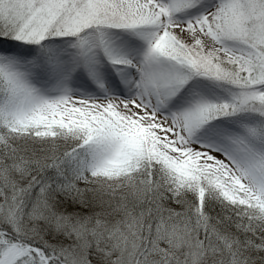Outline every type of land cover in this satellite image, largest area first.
I'll use <instances>...</instances> for the list:
<instances>
[{
	"label": "snow or ice",
	"instance_id": "obj_1",
	"mask_svg": "<svg viewBox=\"0 0 264 264\" xmlns=\"http://www.w3.org/2000/svg\"><path fill=\"white\" fill-rule=\"evenodd\" d=\"M0 264H264V0H0Z\"/></svg>",
	"mask_w": 264,
	"mask_h": 264
}]
</instances>
